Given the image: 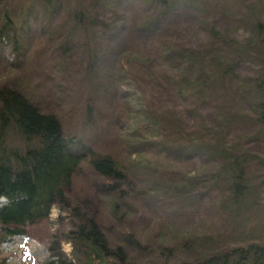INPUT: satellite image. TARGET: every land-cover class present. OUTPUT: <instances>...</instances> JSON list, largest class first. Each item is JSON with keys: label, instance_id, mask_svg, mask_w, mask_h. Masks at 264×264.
I'll return each instance as SVG.
<instances>
[{"label": "trees", "instance_id": "obj_1", "mask_svg": "<svg viewBox=\"0 0 264 264\" xmlns=\"http://www.w3.org/2000/svg\"><path fill=\"white\" fill-rule=\"evenodd\" d=\"M45 1L51 11V0ZM106 2L114 10V1ZM146 2L151 10L133 26L139 34L152 31L177 4ZM98 5L87 9L78 1L68 10L73 28L66 50L75 33L83 28L92 33L81 56L82 74L70 61L69 51L52 68L59 86L77 84V94L68 93L66 120L63 112L45 111L24 89L0 85V200H7L0 207V247L25 235L28 227L49 221L52 208L58 207L69 215L72 227L53 234L46 264H264V234L240 238L238 231L243 222L255 218L248 215L256 188L251 174L254 168L264 170V131L258 135L263 142L258 152L245 148L242 140L231 141L229 129L243 117L228 107V85L241 83L234 93L247 96L251 114L247 118L264 126V21L257 14L259 8L249 7L250 33L243 41L210 25V36L199 48L164 38L152 55L142 57L133 51V62L121 57L115 72L108 73L106 46L116 45L113 40L123 27L102 16ZM3 20L0 37L13 23L7 11ZM227 49L254 56L262 66L258 76L242 79V61H229ZM116 77L125 86L120 110L135 124L120 115L123 124L114 144L96 145L72 124L78 112L84 118L99 107L91 97L92 88L104 94ZM211 96L216 100L209 101ZM176 98H189L206 111L200 125L186 128L182 123L186 111ZM213 102L219 104L217 111L209 110ZM186 159L200 161L196 175L178 165ZM262 176L264 190V172ZM81 185L91 187L86 193ZM140 197L161 206L198 205L228 224L230 231L205 222L187 232L179 220L168 217L157 220L160 228L153 241L128 234L124 227L128 215L120 214L121 204L129 206ZM66 243L72 247L69 254L63 249Z\"/></svg>", "mask_w": 264, "mask_h": 264}, {"label": "rangeland", "instance_id": "obj_2", "mask_svg": "<svg viewBox=\"0 0 264 264\" xmlns=\"http://www.w3.org/2000/svg\"><path fill=\"white\" fill-rule=\"evenodd\" d=\"M78 1H81L87 9H92L99 2L97 11L107 19L118 20L123 27L117 35V40H113L116 45L106 46L104 55L106 64L108 63V73L114 71L121 57L130 59L133 51L142 57L152 55L158 42L164 38L173 39L189 48H199L210 36V25L216 27L222 34L242 40L250 33L251 24L248 19H250L249 7L252 5L259 8L257 14L259 19L264 21V0H176V6L166 13L152 31L146 34L144 30L139 34L134 31L133 26L136 20L151 10L146 0H113L115 11L106 0H51L49 4L52 7L51 11H47L48 2L45 0H0V27L4 22L5 11L13 20L0 37V85L9 84L24 89L32 101L41 105L45 111L57 115L63 112L65 120L68 116L67 110L71 106L69 102L71 96L68 93L76 95L77 84L74 87L68 82H62V86H59L61 84L52 68L63 62L69 51L70 61L79 67L77 73L82 74L84 71L80 67L81 56L85 50L86 39L92 32L87 34L85 33L87 30L83 28L75 33L69 41V49L66 50V40L73 28V22L67 21L68 10L70 7H75ZM226 56L229 61H242L239 68L242 79L257 77L262 70L261 64L254 56L234 51H231V54L226 53ZM120 84L121 79L114 78L104 94L92 88L91 97L99 107L93 108L84 118L79 112L75 115L77 119L72 125H77L80 128L79 132L87 133L89 137L86 139L89 138L96 145H113L118 127L123 124L120 115L128 119V115L120 110L125 104L122 101L125 86ZM228 86L230 95L228 107L233 113H239L243 117L230 127L229 139L242 140L245 148L258 152L263 145L258 135L264 131V126L247 118L251 115L247 96L234 93V88L241 87V83H230ZM175 100L178 101L176 102L178 107L186 111V117L182 121L186 128L200 125L206 111L192 104L189 98ZM215 100L216 98L212 96L209 98V101ZM218 105V102H213L209 110L217 111ZM128 124H135L132 118L128 119ZM133 159L137 160V157ZM178 165L191 175H196L201 169L199 160L186 159L179 161ZM263 172V169L256 171L254 168L251 174V177L256 175L253 176L256 188L253 189V195L250 197L251 209L248 215L255 218L241 224L238 228L241 233L240 238L264 234ZM80 187L85 188L83 185ZM90 187L86 186L84 191L87 193ZM81 196L86 199L85 193H81ZM88 199L92 200L90 196ZM6 202L7 200L4 199L0 207ZM178 207H181L180 210ZM197 207L198 205L195 204L161 206L157 200H144L140 197L139 200L138 198L132 200L129 206L121 204L120 214L128 215L124 218L127 233H137L145 240L153 241L160 228L157 220L167 221L168 217L179 220L180 225L187 232L198 229L200 224L205 222L208 224L214 222L222 231H230L228 224L216 219L206 209ZM129 211L133 212L132 216L128 214ZM104 212L110 215V211L105 209ZM49 219L28 227L25 235L15 237L1 246L0 264H46L51 257L50 241L53 234L72 227L69 215L58 207L52 208ZM57 220L63 223L55 224ZM115 221L120 224L119 220ZM63 249L68 254L72 251L69 243L63 244Z\"/></svg>", "mask_w": 264, "mask_h": 264}, {"label": "water", "instance_id": "obj_3", "mask_svg": "<svg viewBox=\"0 0 264 264\" xmlns=\"http://www.w3.org/2000/svg\"><path fill=\"white\" fill-rule=\"evenodd\" d=\"M0 203H1V201H0Z\"/></svg>", "mask_w": 264, "mask_h": 264}]
</instances>
